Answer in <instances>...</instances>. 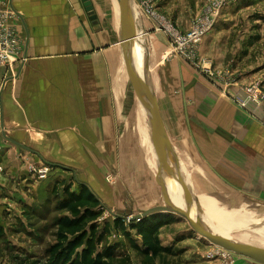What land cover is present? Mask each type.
Wrapping results in <instances>:
<instances>
[{
    "label": "crops",
    "instance_id": "0c3cea01",
    "mask_svg": "<svg viewBox=\"0 0 264 264\" xmlns=\"http://www.w3.org/2000/svg\"><path fill=\"white\" fill-rule=\"evenodd\" d=\"M149 1L131 0L133 56L142 77L146 59L150 89L175 152L179 183L173 202L180 197L187 203L181 208L207 218L201 211L244 210L245 201L264 207V115L242 110L230 98L234 88L226 91L173 55L161 29L165 16L157 13L155 0L150 5L157 15L149 16ZM91 2L96 21L83 0H0V12H9L8 25L21 47L9 64H0V190L5 193L0 197L6 202L12 193L17 202L30 204L32 192L43 202L57 181L67 180L73 191L86 185L102 203L111 199L110 208L130 209L127 189L119 183L112 188L109 177L138 190V179L147 186L142 178L153 173L162 190L151 125L121 44L118 0ZM129 98L141 105L136 132L124 123ZM44 164L51 173L39 179L31 167ZM142 164L147 172L139 169ZM185 190L194 200L224 199L226 206L207 209L199 200L189 201ZM153 203L141 209L134 203L132 213L162 205ZM151 217L172 222L160 238L165 247L173 244L182 230L173 223L177 217ZM234 264L261 263L237 256Z\"/></svg>",
    "mask_w": 264,
    "mask_h": 264
},
{
    "label": "rangeland",
    "instance_id": "374dc122",
    "mask_svg": "<svg viewBox=\"0 0 264 264\" xmlns=\"http://www.w3.org/2000/svg\"><path fill=\"white\" fill-rule=\"evenodd\" d=\"M218 1L221 0H155V9L158 10L157 13L161 17L165 16L167 24L170 23L178 30L187 32L216 7L214 4ZM161 29L164 31L163 28ZM199 50L206 67L231 74L234 87L249 86L257 82L264 87V0H225V4L220 8L214 29L204 37ZM140 106L135 99H128L126 118L124 119L127 130L130 128L136 132L135 128L138 124L136 114H138ZM139 139L141 141L139 147L145 148L144 140ZM44 166L47 165L44 164ZM139 169L142 172H147L143 164L139 166ZM49 171L50 174L51 168ZM2 174L3 172H0V180ZM155 174L153 173V175ZM153 175L148 174L149 177L144 175L142 178L144 184H148L147 186H142L141 178H139L138 190L131 186L136 191L133 189L131 191L130 185L120 181L119 178L109 177V179L112 188L118 183L119 186L125 187L131 203L138 205L137 208L141 209L140 207L149 206L152 202H154L153 204H165L163 192ZM63 181V183H67V180ZM60 184L57 181L55 185ZM55 185L51 187L47 196L44 195L47 198L43 202L42 198L38 201L36 192L28 193L30 204H23V201L17 202L12 193L8 194L12 198L8 202L0 197V226L6 231L4 239L0 240V264H33L42 258L46 248L54 243L57 232L55 222L59 216L66 213L57 211L56 205L63 196L64 187L61 186L59 194L55 195ZM143 187H152L156 190L143 191ZM2 193L5 194L0 190V195ZM32 197L35 200H32ZM104 201L106 202H103L106 211L100 221L102 227L108 222L113 227L115 219L113 214L117 215L120 211H123L124 214L136 215V212L132 213L135 211L132 210L135 209L133 205L130 209L110 208L112 200L104 199ZM193 201H201L200 203L207 209L218 210L226 206L224 199L214 200L211 203L202 201V198H196ZM252 207L250 203L249 209L238 210L236 207H229L217 212L218 217L224 221L231 220L238 223L236 219L249 218L251 226L238 223V227L231 228L234 235H241L244 241H248V248H256L259 246V242L264 243V225L261 221L263 219L255 215L256 208ZM133 215H126V217H134ZM176 219L173 223L180 224L182 230L177 233L175 242L167 246L172 249V252L160 256L154 264H204V262L220 264L221 262L216 257L208 258L209 253L217 250L218 247L212 246L209 240L195 231L187 221L181 220L179 217ZM210 220L213 225V220ZM252 227L256 230L251 229ZM106 242L118 243L122 251L131 254L133 264H145L144 257L136 252L130 242L115 230L109 234ZM261 246L262 243L259 247L261 248ZM146 264L152 263L149 261Z\"/></svg>",
    "mask_w": 264,
    "mask_h": 264
},
{
    "label": "trees",
    "instance_id": "16d2710c",
    "mask_svg": "<svg viewBox=\"0 0 264 264\" xmlns=\"http://www.w3.org/2000/svg\"><path fill=\"white\" fill-rule=\"evenodd\" d=\"M61 186L64 192L56 208L66 213L55 222L54 243L33 264H133L131 254L122 251L118 243L106 242L113 230L130 242L144 257L145 264L149 261L154 264L160 256L172 252L160 238L161 230L171 221L148 217L140 222H127L115 217L113 227L109 222L102 227L100 221L106 209L101 200L86 185H82L79 192L72 190L73 184L55 185V195L59 194ZM5 234L0 226V240Z\"/></svg>",
    "mask_w": 264,
    "mask_h": 264
},
{
    "label": "water",
    "instance_id": "95a60500",
    "mask_svg": "<svg viewBox=\"0 0 264 264\" xmlns=\"http://www.w3.org/2000/svg\"><path fill=\"white\" fill-rule=\"evenodd\" d=\"M83 2L91 19L93 21H96L97 16L95 15L91 0H83ZM117 9L122 37V48L129 66L131 76L135 83V87L137 90L136 92L145 111L147 112V116L152 129V140L160 163L158 183L162 187L165 204L143 211L135 217H124L112 213L113 216L124 218L127 222H140L145 218L155 215L166 216L169 214L177 216L181 220L187 221L195 231H197L201 236L209 240L212 246H217L238 256H242L255 262L264 264V252L257 251L255 249L248 248L245 246L237 245L229 241L227 238L216 234L213 229L209 226L206 219H204L200 215H193L192 211L181 209L173 204L170 197L168 185L165 181V176H168L169 178H172L175 182L179 183L176 156L172 144L167 135L165 126L160 117L157 103L154 100L150 89L149 78L147 75L148 69L146 66V59L144 64L145 66L143 77L139 74V72L137 71V67L135 66L133 56L135 43L133 40L136 38V30L134 27L131 0H118ZM184 194L189 201L194 203L190 192L185 190Z\"/></svg>",
    "mask_w": 264,
    "mask_h": 264
},
{
    "label": "built area",
    "instance_id": "2783aa9c",
    "mask_svg": "<svg viewBox=\"0 0 264 264\" xmlns=\"http://www.w3.org/2000/svg\"><path fill=\"white\" fill-rule=\"evenodd\" d=\"M150 0L147 4V14L149 16H156L154 8L150 5ZM225 4V0L218 1L214 7L203 19L195 23L187 32H182L174 27L172 24L163 23L164 32L170 39V46L172 54L183 58L189 62L201 74L209 77L217 86L225 87L226 91L234 88L233 94L230 96L232 101L242 110L256 116L258 111L264 115V87L257 82L249 86H233L231 81V74L229 72H220L216 69L205 66L200 55V45L204 37L210 33L217 21L220 8ZM9 12H0V64H9L11 56L17 55L21 51L20 41L15 30L8 25ZM50 168L47 166L31 167V171L35 173L39 179H46L49 175ZM0 172H4V168L0 164ZM111 181V180H109ZM217 258L220 264H234L236 255L228 252L222 248L209 253L208 258Z\"/></svg>",
    "mask_w": 264,
    "mask_h": 264
},
{
    "label": "bare ground",
    "instance_id": "6f19581e",
    "mask_svg": "<svg viewBox=\"0 0 264 264\" xmlns=\"http://www.w3.org/2000/svg\"><path fill=\"white\" fill-rule=\"evenodd\" d=\"M146 114H147V112H146ZM166 179H167V185H168V188H169L170 197H171V200L173 202V194H175L174 192H175L176 182L172 178H169L168 176H166ZM175 198L177 199L178 197H175ZM173 204L175 206H177V205L180 206L179 208H181V207L186 208V206H187L186 201L184 199L180 198V197L177 200V205L174 202H173ZM252 206L256 208L255 215L257 217H261L263 219V220H261V219H259V220H261L262 223H263V225H264V208H262L259 205H256V204L251 203V207ZM184 208H181V209H184ZM245 208L246 209H249L250 208V202H246L245 201ZM184 210H187V209H184ZM189 211H192L193 215L198 214L201 217H203L204 219H206V221L208 222L209 226L213 229V231L216 234H219V235L227 238L229 241H231V242H233V243H235L237 245H241V246L248 247V245H247L248 241L247 240L244 241L243 238L241 237V235H238V234L234 235L233 232H232V230H231V228L238 227L239 226L238 223L245 224L246 226L250 225V222L248 220L249 218L248 219L247 218H241L240 220L239 219H236V221L238 222V223H236L234 221L232 222L231 220L230 221H224L223 219H221V218L218 217L217 212H213L212 213V212H208V211H205V210L201 211V213H203L204 215L208 216L210 219L213 220V225H212L211 224V220L209 218H207V217H205V216L197 213L196 211H193V210H189ZM253 228L254 227H252L251 229H253ZM259 240L262 241L263 239L262 240L259 239ZM261 243H262V246L260 248L259 246L261 245ZM259 246H257L256 248H252V249H255V250L264 252V243L263 242H259Z\"/></svg>",
    "mask_w": 264,
    "mask_h": 264
}]
</instances>
